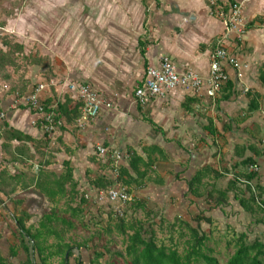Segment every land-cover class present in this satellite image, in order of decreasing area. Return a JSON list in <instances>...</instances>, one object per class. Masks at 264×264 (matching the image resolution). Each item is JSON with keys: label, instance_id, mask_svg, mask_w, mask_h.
I'll return each instance as SVG.
<instances>
[{"label": "rangeland", "instance_id": "obj_1", "mask_svg": "<svg viewBox=\"0 0 264 264\" xmlns=\"http://www.w3.org/2000/svg\"><path fill=\"white\" fill-rule=\"evenodd\" d=\"M166 1L163 0L165 5ZM207 3L209 5V0ZM146 4L149 5L150 23L156 12L153 0H0V48L5 50L3 42L7 40L24 46L22 51L15 49L9 53L7 60L11 63L0 66V87L19 98L38 82L44 81H58V85L52 86L51 90H64L62 85L66 80L96 83L99 90L105 84L112 87L110 85L116 81L125 82L124 78L131 70L127 61L133 57L130 53L132 45L145 32L141 23L145 18ZM207 12L212 19H220L211 14L209 9ZM133 93V87H129L127 94L134 101ZM202 113V109L194 110L193 115L197 120L194 128L199 126L198 129H201L198 115ZM208 114L207 111L201 116L208 118ZM4 123L0 131L4 130ZM190 131H193L192 128ZM57 142L58 139L55 145ZM47 143V146L42 145V142L37 146L39 155H25L31 159L33 167L27 169L23 182L8 184L9 180L6 179L7 186L0 187V251L13 263L25 260L28 256L21 249L15 218L24 216L27 225H37L39 218L52 211L53 207H56L58 216L66 219L65 223L59 220L55 224L63 242L71 247L70 264H77L79 260L84 264H130L126 255L129 232L121 231L119 225L122 222L138 228L142 226L144 236H153L158 244L175 248L181 254L186 252L193 235L188 226L193 227L198 230L199 236H208L203 251L214 256L219 264H225L232 255L234 243L231 241L235 234L246 232L251 239H264V208L256 199L247 201L251 222L239 219V216L232 219V215L238 213L232 204L235 203L232 194L228 195L224 204L215 205L218 198H222L218 189L232 187L234 183L241 186L242 190L246 188L244 180H241L246 178L240 173L243 162L240 161L236 171L228 160L220 158L222 175L219 173L220 177L215 181L206 177L194 187L197 194L191 198L187 197L189 189H184L182 196L181 189L168 188L164 178L158 175L160 171L165 174L164 177L173 175L176 164L183 166L188 159L192 162L190 156H194L193 161L196 160L206 148L211 155L210 164L217 165V143L211 136L203 138L199 133H193L187 139L172 143L165 141L166 152L153 154L155 160H151L152 164L145 176L133 173L135 179L128 184L122 179V184L135 198L122 217L116 216L110 205L102 206L93 201L94 204H86L80 214L69 209L70 204H77L85 187L94 178L103 173L109 175L112 170L92 153L87 159L93 161V166L83 165L79 171L78 163H72L76 165L74 178L77 186L69 196L55 203L42 194L35 187L38 169L34 164L49 161L50 166L46 169L58 175L65 170L63 157L52 160L57 158L53 154L56 146ZM123 150L131 154L133 148L124 146ZM247 195L250 196L249 191ZM199 200H203L205 205H198ZM203 207H206L207 212ZM254 219L263 220L262 225L258 221L254 222ZM11 247L19 249L18 256H11ZM29 255L36 264H40L37 254L30 251ZM61 258L55 256L51 262L61 264ZM193 264L205 262L200 260Z\"/></svg>", "mask_w": 264, "mask_h": 264}, {"label": "crops", "instance_id": "obj_2", "mask_svg": "<svg viewBox=\"0 0 264 264\" xmlns=\"http://www.w3.org/2000/svg\"><path fill=\"white\" fill-rule=\"evenodd\" d=\"M241 1L244 0H218L226 8V12H229L233 3ZM153 2L156 3L154 18L149 23L150 14L147 3V9L144 11L145 18L141 23L145 32L138 36L132 45L130 53L133 57L132 60L127 61L131 70L126 74L125 82L116 81L110 85L112 87L105 84L100 90L96 83H90L95 86L102 100L112 103L113 108H103L100 116L83 130L76 129L75 124L78 118L68 120L66 114H61L58 142L53 152L57 158L52 160L63 157V163L70 161L74 169L76 165L72 163H78L80 171L83 165L87 167L94 165L93 161L87 159V156L92 153L107 166L106 159L100 157L95 151L98 144L117 147L121 150L124 146H128L144 159L155 160L154 153L166 152L163 142L171 141L172 143L187 139L193 133H199L203 138L211 136L217 143V165L210 164L212 159L206 148L204 154H199L196 160L193 161L194 156H190L192 162L188 159L183 166L176 164L173 175L164 177L165 174L160 171L158 175L164 178L168 188L181 189L184 196L183 190L189 189L188 181L197 171L203 170L205 175L198 184L202 183L206 177L213 178V181L217 180L216 178H219L223 172L219 163L220 158L228 160L231 168L234 167L236 171L243 162L240 173L248 171L249 164L245 161L253 158L254 163L260 168V175L251 182L264 187V156L261 153L264 150V85L261 77V74H264V0H245L244 2L246 33L241 41L231 38L226 42V47L240 61L250 66L244 70L241 78L232 67L227 66L229 79L215 102H212V99L204 93L193 95L178 88L165 100L150 99L146 105L140 106L130 98V95L128 96L127 91L129 87H133L134 91L143 82L148 66H156L161 57L170 56L178 70L193 69L200 74H206L215 41L222 36L224 30L221 18L215 20L209 16L207 0H167L166 5L163 0H153ZM51 89H46L41 95L46 105H58V102L64 103L68 100L70 110L76 104H80L74 93L58 88ZM5 91L1 86L0 111L6 112V120L4 130L0 131V169L7 168L8 174L15 177L14 181L20 183L23 182L27 169L33 167L31 159L25 155L30 153L31 157L37 156V145L45 137L38 127L31 124L32 112L29 107L16 104L15 96ZM31 91L32 89L28 93ZM195 109H202L203 113L207 111L209 113L208 118L201 116L203 113L198 115L201 129H198L199 126L194 128L197 123L193 115ZM208 127H211L214 133H210ZM191 128L193 131H190ZM10 129L31 139L27 140L23 137L8 140L6 134ZM4 143L9 146L7 149H4ZM140 148L141 151H139ZM24 166L27 168L25 169ZM39 166L37 163L34 164L38 171ZM143 170L142 168L141 171ZM208 172L211 174H207ZM216 172L218 174H215ZM245 185L244 190L238 184H232V187L218 189V191H225L227 197L229 194L233 195L235 203L232 202V204L235 205L238 213L232 215V219L239 216V219L244 218L247 222H251V213L248 212L247 205L249 200L247 187L250 184L245 183ZM192 196L195 195L189 192L187 197ZM224 201L219 204L216 202L215 205L224 204ZM10 202L14 203V201ZM201 204H204L203 200H199L198 205ZM203 210L207 212L206 207H203ZM257 221L263 222V220L254 219V222Z\"/></svg>", "mask_w": 264, "mask_h": 264}, {"label": "trees", "instance_id": "obj_3", "mask_svg": "<svg viewBox=\"0 0 264 264\" xmlns=\"http://www.w3.org/2000/svg\"><path fill=\"white\" fill-rule=\"evenodd\" d=\"M223 8L226 11L224 6ZM3 45L5 46V50L0 48V66H5L7 63H11L7 60L11 51H14L15 49L22 51L24 48L22 44H19L18 42L12 43L9 40L4 41ZM142 53H144V49H142ZM261 77L262 84L264 85V74H261ZM46 106L49 107V105ZM67 109L68 100L64 103L58 102L56 114L58 123H60L61 114H66L68 120H76L80 115V104H76L74 108L70 110L68 109V111ZM208 128L210 129V133H214V130H212L211 127ZM6 137L8 140L14 138L22 139L23 137L27 140L31 139L29 136L20 135L19 132L13 129L8 130ZM43 141L42 145L47 146L48 141ZM37 146H40V144ZM3 147L4 149H7L9 146L7 143H4ZM261 153L264 156V150H262ZM245 162L247 164H254L255 161L253 158H248ZM49 163V161H44L43 164H39L40 169L35 179V187L39 189L50 201L57 203L64 197L69 196L72 191L76 189L77 184L74 178V168L70 161H65V170L58 175L55 172H51L46 169ZM107 163L112 168L110 161ZM151 164L152 161L150 159H144L141 155L132 151L129 161L120 166L118 178L119 182L122 184V179H124V182L128 184L132 179H135L132 175L133 173H136L138 176H145L146 170L149 169ZM142 168L144 169L143 171H141ZM204 172V170L197 171L196 174L188 181L189 191L194 195L197 194V190H195L194 187L201 182L203 175H205ZM242 175L246 178V180L252 181L259 176V172H243ZM125 177L129 179H125ZM6 179L9 180V182H7ZM14 180L15 177L8 174L7 168L0 169V181L2 182L0 183L1 186H7V183L10 184L12 182L15 184L16 182ZM112 184L113 179L110 174H99L92 180L90 185L85 187L77 201V204L74 206L70 204L69 209L75 214H80L84 210L85 205H91L93 201L85 197V193L87 191L95 192L96 189H107ZM68 188L70 189L68 190ZM256 188L258 190V195L260 197H264V187L256 185ZM247 191L250 193L249 199H256L250 185H248ZM220 195L222 198H218V204L226 199L227 193L225 191L220 192ZM102 206L104 205L102 204ZM52 209V211L46 212L39 218L37 225H27V219L24 216L15 218L20 237L21 249L27 252L28 256L25 260L13 263L4 257L0 251V264H36L33 258L29 255L30 251L37 254L40 264H53L51 260L55 256L62 257L61 264H70L69 258L71 256V247L66 242H63L61 232L57 229V225L55 224L59 220L65 223L66 219L58 216L56 207H53ZM188 227L193 235L191 236L186 252L181 254L175 248L167 247L164 244H158L153 236H144L142 226L138 228L135 225L129 226L128 224L122 222L119 225L121 231L123 233L129 232L126 246V255L129 257V263L193 264L194 262L203 260L205 264H219V261L214 256L203 251L206 241L208 240V236L206 234L199 236L197 229L190 226ZM235 235L236 236L233 237L231 241L234 243V251L225 264H264V239H251L246 232H241ZM51 240L54 241L51 242ZM231 242H229V244H231ZM208 251H210V249ZM19 252V249H15L14 247L10 248V254L12 257L18 256ZM77 264L84 263L82 260H79Z\"/></svg>", "mask_w": 264, "mask_h": 264}, {"label": "built area", "instance_id": "obj_4", "mask_svg": "<svg viewBox=\"0 0 264 264\" xmlns=\"http://www.w3.org/2000/svg\"><path fill=\"white\" fill-rule=\"evenodd\" d=\"M244 2L233 3L229 12H226L217 0H209V11L216 17L222 19L225 30L221 38L217 39L213 51L210 54L209 70L206 74H200L193 69L180 71L170 56H163L158 65L148 66L143 82L134 90V102L144 106L150 99L165 100L169 94L180 88L193 95L206 94L215 100L222 87L227 83L229 75L227 66L232 67L238 77L243 76L244 70L249 64L240 61L234 54L228 51L226 42L231 38L241 41L246 33V18L243 13ZM58 81L38 82L32 91L22 97L15 96L16 104H23L32 112L31 124L38 127L46 140L55 145L58 134L59 123L56 119L57 104L49 107L42 101V92L57 86ZM67 92L74 93L75 98L80 102V115L76 121L78 130L85 129L88 124L97 119L103 108H113L112 103L102 100L99 92L88 82L78 83L66 80L62 85ZM6 120V112L0 111V127ZM96 153L110 161L112 170L110 175L113 184L107 189H96L95 192L87 191L85 197L99 204H109L116 216H123L127 207L135 201L134 196L127 187L118 180L120 166L127 163L130 153L117 147L98 144L95 147ZM259 172L258 164L248 166V172ZM250 184L255 194L256 202L264 208V197L258 195L256 185L250 180H244Z\"/></svg>", "mask_w": 264, "mask_h": 264}]
</instances>
